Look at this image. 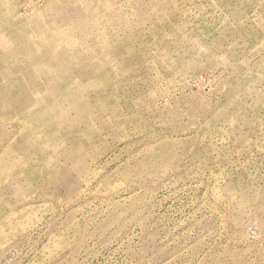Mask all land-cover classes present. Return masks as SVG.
I'll list each match as a JSON object with an SVG mask.
<instances>
[{"label":"rangeland","instance_id":"rangeland-1","mask_svg":"<svg viewBox=\"0 0 264 264\" xmlns=\"http://www.w3.org/2000/svg\"><path fill=\"white\" fill-rule=\"evenodd\" d=\"M0 264H264V0H0Z\"/></svg>","mask_w":264,"mask_h":264}]
</instances>
